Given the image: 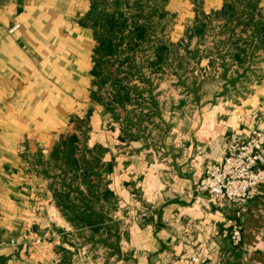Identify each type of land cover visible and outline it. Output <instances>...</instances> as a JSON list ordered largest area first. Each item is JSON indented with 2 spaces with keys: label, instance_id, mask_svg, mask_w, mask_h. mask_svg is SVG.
Returning <instances> with one entry per match:
<instances>
[{
  "label": "crops",
  "instance_id": "1",
  "mask_svg": "<svg viewBox=\"0 0 264 264\" xmlns=\"http://www.w3.org/2000/svg\"><path fill=\"white\" fill-rule=\"evenodd\" d=\"M122 2L100 86L90 0H0V264H264V186L235 251L192 193L264 122V0Z\"/></svg>",
  "mask_w": 264,
  "mask_h": 264
},
{
  "label": "built area",
  "instance_id": "2",
  "mask_svg": "<svg viewBox=\"0 0 264 264\" xmlns=\"http://www.w3.org/2000/svg\"><path fill=\"white\" fill-rule=\"evenodd\" d=\"M264 186V122L254 128L247 139L235 132L227 138L222 159L204 164L201 176L193 182L192 193L205 207H234V216L225 221L230 247L238 249L242 242V219L246 206ZM149 213L143 214L147 216ZM13 244V243H12ZM191 264H223L218 259L204 261L198 256Z\"/></svg>",
  "mask_w": 264,
  "mask_h": 264
},
{
  "label": "trees",
  "instance_id": "3",
  "mask_svg": "<svg viewBox=\"0 0 264 264\" xmlns=\"http://www.w3.org/2000/svg\"><path fill=\"white\" fill-rule=\"evenodd\" d=\"M124 3L122 0H90V8L84 17L82 22L83 26H88L93 30L95 41L97 46L94 51L95 69L93 70V76L99 79V85L104 84L109 78L112 82L118 84L132 75H122L120 78L117 74H104L103 68L108 57H114L121 44V36L127 26V16L123 11ZM140 12V11H139ZM131 19L136 16L130 15ZM134 16V17H133ZM138 16V15H137ZM138 17H142L141 15ZM145 26H135L134 33L137 39H144L146 35ZM134 48V44H132ZM129 76V77H128ZM121 91L112 93L113 100H116ZM75 143H77L76 137H70L67 140L62 141L64 149L68 150V155L74 151ZM73 161V160H72ZM71 161V162H72ZM83 162V161H82ZM77 168V162H72ZM85 166V165H84ZM84 172H89L88 168L84 167Z\"/></svg>",
  "mask_w": 264,
  "mask_h": 264
}]
</instances>
